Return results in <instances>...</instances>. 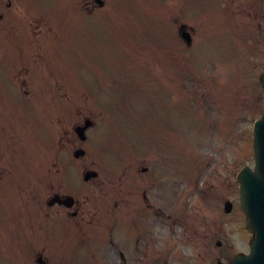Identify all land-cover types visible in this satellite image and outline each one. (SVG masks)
<instances>
[{"label":"rangeland","instance_id":"374dc122","mask_svg":"<svg viewBox=\"0 0 264 264\" xmlns=\"http://www.w3.org/2000/svg\"><path fill=\"white\" fill-rule=\"evenodd\" d=\"M92 1L21 0L14 5L15 10L26 13L21 14L27 16L21 25L27 23L32 34L38 33L24 46L31 49L26 57L29 75L55 81L56 95L69 91L80 94L81 90L70 84L80 86L76 78L81 81L86 77L88 82L100 83L106 93L114 92L111 88L119 83L126 93L138 89L122 99L117 110L111 109L115 105L102 109L98 101H108L102 96L86 103L87 113L99 120L89 133L84 159L102 180L101 184L88 185V193L94 194L92 201L97 195L104 204L113 202L116 160L120 156H126L123 160L127 162L133 155L146 154L135 152L139 144L133 146V141L150 137L166 140V154L182 158L185 179L192 178L194 170H203L199 183L208 181L216 186L218 197L208 206L199 194L192 199L191 208L184 205V212L197 224L201 256H190L186 239H173L182 234L176 226L169 230L173 236L166 235L169 252L162 256V262L211 264L216 256L226 257L231 249L244 250L243 218L239 210L231 216L225 214L219 194L235 188L239 169L253 163L249 142L262 106L258 83L262 53L257 47L264 35V29L258 27L264 0H194L199 6L189 10L191 5L183 0H104L100 8H92ZM176 20L194 29L191 48L178 40ZM7 23L0 20V28ZM3 68L0 65L2 81ZM42 89V84H36L37 91ZM148 89L161 91H157L158 100L164 104L160 116L157 108L146 116L148 99H155L147 95ZM148 117L162 125L143 127ZM134 120L143 128H131ZM196 157L201 161L198 165ZM40 163L41 171L47 170L48 155ZM74 171L79 172V167ZM228 178L232 186L226 183L223 187ZM187 181L182 177L179 182L185 204L190 192L198 189L191 185L192 180ZM168 189L171 203L176 189ZM19 197L17 187L5 195L0 190V202H16ZM216 241L224 242V248L216 247ZM174 246L176 250H172Z\"/></svg>","mask_w":264,"mask_h":264},{"label":"flooded vegetation","instance_id":"af4514ba","mask_svg":"<svg viewBox=\"0 0 264 264\" xmlns=\"http://www.w3.org/2000/svg\"><path fill=\"white\" fill-rule=\"evenodd\" d=\"M31 35L20 27L0 33V190H20L16 202H0V264H164L166 235L176 226L182 234L173 239H186L190 256L200 255L197 224L183 209L169 214L168 188L179 191V173L162 147L151 148L143 160L119 162L113 202L104 204L97 195L92 201L88 185L99 178L83 180L89 166L85 156L74 155L87 146L95 126L86 130V141L76 132L88 119L87 97L81 92L78 104L73 91L56 95L55 81L29 75L31 49L23 45ZM36 84L44 89L37 91ZM46 155L47 170L41 171ZM76 166L79 175L73 174Z\"/></svg>","mask_w":264,"mask_h":264},{"label":"water","instance_id":"95a60500","mask_svg":"<svg viewBox=\"0 0 264 264\" xmlns=\"http://www.w3.org/2000/svg\"><path fill=\"white\" fill-rule=\"evenodd\" d=\"M184 38L190 42L188 34L185 33ZM262 82L264 85V75ZM254 141L257 160L255 172L245 168L238 176L241 205L247 215V228L255 234L250 241L252 253L250 256L238 255L232 264H264V118L255 124ZM95 175L89 173L86 178ZM231 209V204L227 203L226 211L230 212Z\"/></svg>","mask_w":264,"mask_h":264}]
</instances>
